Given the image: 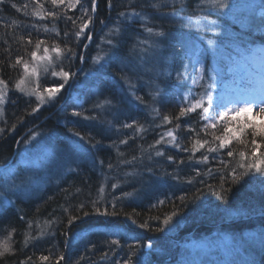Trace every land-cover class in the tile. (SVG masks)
I'll use <instances>...</instances> for the list:
<instances>
[{
  "label": "trees",
  "instance_id": "trees-1",
  "mask_svg": "<svg viewBox=\"0 0 264 264\" xmlns=\"http://www.w3.org/2000/svg\"><path fill=\"white\" fill-rule=\"evenodd\" d=\"M25 3H28L26 9L28 15L11 6L16 4L18 8H22ZM202 3L203 0H184L182 6L177 3L174 18L198 23L217 21L218 27L211 31L173 23L153 24L142 18L125 23L119 15L121 12L129 13L135 8L136 12L141 13V17L159 16L172 10L166 6L171 4V0H112L111 8L108 6V0H97V11L93 14V23L90 26L91 33L93 29L92 40L89 41L82 36L78 42L73 35L76 26L65 19L63 14L55 20L52 18L41 20L31 15L33 5L29 0H6L4 4H0V77L9 82V90L23 73L20 65L11 67L15 58L23 57L29 61L30 66L36 63L30 58V53L35 50L33 45L16 39L21 35L27 36L28 33H31L33 41L36 39L45 41L49 48L48 54L56 65L55 71L59 72L62 65L65 71L75 73L56 95L51 105L36 113L31 112L32 106L21 105L15 113L5 117L3 121L6 120L7 123L2 122L5 132L0 135V161L9 163L14 151L18 154L25 147L31 134L38 132L50 134L55 136L57 144L68 140L75 145L71 140L77 142L78 136L75 133L79 132L81 140H84L82 143L84 158L93 162L85 170L64 177L61 182L43 187L34 199H23L22 194L19 199L15 194V228L12 227L14 231L10 243L13 252L0 258V264H20L29 256L32 257L29 264H54L61 253L64 254L65 260L60 264H101L106 259L112 260V264H122L130 255L127 245L135 244L137 241L142 246L137 252V257L133 259L143 260L146 264H167L170 253L177 255L183 243L210 240L222 234L239 235L249 232L260 234L264 229V215L260 214L264 208V177L256 175L245 178L235 186L229 179L224 183V187H231L232 191L226 201L209 191L205 183L186 182L190 178L195 181L202 179L206 184L218 186L221 182L220 174L226 171L219 161L223 159L235 164L239 159L238 155L228 157L226 152L229 149H223L218 154H211L208 163L204 164L197 161L205 149L197 152L195 158L189 159L190 153L171 145H156L155 148H149L161 134L173 128L180 145L191 146V138L195 134L189 132V127L199 131L200 125L204 123L199 120V109L197 113H188L179 120L175 117L179 115L180 107L187 106L188 102L197 97V93L204 95L205 90L209 91L212 96L211 111L215 113L221 109L213 96L216 87L207 89L204 85L203 87L193 85L186 88L183 79H177V73L185 72L188 57V53L178 40V35L189 36L204 49L207 75L210 73L215 52H220L224 56L221 64L226 69H234L242 56L252 52L264 56L262 15L264 0H230L233 7L223 10L222 13H216L206 7L201 11ZM82 4L90 9L91 0H82ZM152 5H158L159 11ZM181 7L183 11L179 10ZM45 8L52 9V6L46 3ZM67 15L79 16L80 6L70 9ZM142 23L155 27L156 30H163L166 34H177V42L169 47V50H165L166 53L172 52L173 61L167 72L160 77L157 76L158 73H149L143 68L136 69L135 49L142 48L144 45L140 41L149 36L141 27ZM116 27L120 28L119 33L113 31ZM57 31L59 36L56 35ZM65 32L68 33L67 37L64 35ZM216 32L220 35L217 48L213 51L207 40L214 38ZM107 40H112L117 47L113 49L106 43ZM164 42L166 43V40ZM65 44L72 47L76 53L71 61L64 59L63 52L57 56L52 50L57 45L63 49ZM84 44L87 45L86 48L80 46ZM45 45L37 52L38 56L44 55ZM81 55L84 57L83 60L79 59ZM98 55L103 59L96 63L95 57ZM187 68L191 69L190 66H186ZM52 70L49 68V74L44 73L41 83L56 87L62 80L59 76H52L50 74ZM90 73L103 78L95 83L94 89H86L84 94H81L82 79L88 77ZM122 77L131 82V87ZM151 78L156 79V88L162 89L157 99L152 95L156 90H152ZM92 90L99 93L101 101L107 99L111 103L88 108L86 103L92 96ZM81 96H84L82 102L77 100ZM138 96L143 98V103L137 99ZM185 96L188 97L187 102L183 99ZM205 105L207 106L206 97ZM154 108L159 110V115L153 111ZM73 111L82 112L83 115L74 116ZM84 116L95 119H85ZM163 116L171 117L172 123L163 124ZM18 117H23V122H20ZM133 120L144 125L146 131L142 133L133 131L128 136L125 134L123 136L125 139L129 137L134 139H128L127 144H120L119 141L123 137H117L119 127L124 123H132ZM250 122L261 124L264 123V119H251L247 112L234 116L230 114L229 117V126L234 130ZM177 124L179 128L175 127ZM12 125H15V131L11 130ZM221 127L222 124L211 131L220 135ZM28 130H32L29 137L25 136ZM20 138L19 146H16ZM199 138H204L203 133ZM208 138L211 139V136ZM241 139L250 142V130L241 134ZM156 149L163 151L165 156L157 157ZM230 149L234 153L240 150L249 151L250 144L246 148L234 139ZM261 151H264V148ZM120 153L124 155L121 156ZM133 156L140 159L131 164L122 163L124 160L132 161ZM167 156H173L177 162L183 159L185 163L182 165L175 163L168 160ZM100 160L104 161L103 165L100 164ZM109 163L113 165L112 169L107 167ZM208 168L213 169L211 175L205 174ZM193 169L199 170L202 176H196ZM127 173L136 180L129 178L128 185L113 190L111 199L106 197L105 189L104 199L93 207L91 201L99 198L101 177H118L117 175ZM177 174L180 180L174 178ZM7 181L8 179H0V185ZM197 192L199 198L193 200L192 197ZM124 193L130 195L124 196ZM185 194L188 199L181 205L177 197ZM114 199L115 209L111 206ZM160 200L165 203L158 204ZM81 203L84 204L83 209L78 207ZM96 208L100 211L97 212ZM174 208L178 214L165 226L163 219L165 215H170ZM105 209L109 214H104ZM113 211L118 214L111 215ZM84 212L89 215L84 216ZM242 212L246 214L242 215ZM70 214L78 216L79 219L69 223ZM141 223H148L149 228H140ZM159 228L164 230L157 231ZM40 231L44 232V236L39 240H29L25 247V234L36 235ZM114 239H119L121 246H110V241ZM149 242L152 247L148 249ZM105 252L109 253L106 258L103 256ZM245 252L248 264L252 262L264 264V248H261L258 240L245 244ZM40 255H50L51 259L40 261L38 259ZM172 264H175L174 259Z\"/></svg>",
  "mask_w": 264,
  "mask_h": 264
},
{
  "label": "snow or ice",
  "instance_id": "snow-or-ice-1",
  "mask_svg": "<svg viewBox=\"0 0 264 264\" xmlns=\"http://www.w3.org/2000/svg\"><path fill=\"white\" fill-rule=\"evenodd\" d=\"M6 0H0V4H4ZM29 2L33 5L31 15L38 17L39 19L43 20L46 18H52L53 20L57 19L63 14V17L69 21L72 22L73 25L76 26V31L74 32L75 40L78 42L80 40V37H84L87 40H91V28L90 26L93 23V14L97 11V0H91V7L90 9L87 7H84L82 4V0H29ZM50 4L52 6V9L45 8V4ZM179 3L181 6L184 3V0H171L170 5H166L170 7L172 10L168 13H161V15H167L170 17H174L176 15L177 9L175 8V5ZM80 6V15L73 17L67 15L68 11L70 9H76L77 6ZM13 8H17V11H24L25 15H28L29 13L26 11L28 8V3H25L22 8H18L16 4L11 5ZM108 6L109 8L112 7V0H108ZM154 8L159 11L158 5H152ZM209 8L213 10L216 13H222L223 10L230 9L233 7L230 3V0H203L201 11L204 10V8ZM180 11H183V8L181 7L179 9ZM120 17L123 18V21L125 23L132 21L136 18H142L141 13L136 12L135 8H132V10L129 13L121 12ZM264 15V13H262ZM190 19H192L190 17ZM199 19V18H197ZM207 19L206 17L204 18ZM15 23V22H13ZM103 23V21H101ZM35 27V25H33ZM141 27L149 34V37H161L166 36V33L163 30H156L155 27L147 26L146 24H141ZM218 27L217 21H207V23H204L201 21L197 25V30H205V31H211L214 28ZM47 31V29H45ZM87 30V34H86ZM55 31V30H54ZM115 33H119L120 28L116 27L113 30ZM56 35L59 36V32H56ZM64 35L67 37L68 33L65 32ZM220 33L216 32L214 38L208 39L207 43L209 46L213 48V51L217 48V40L219 38ZM21 42H25L27 45H33L34 51L30 53L31 61L36 62L32 63L30 66V63L28 60H24L23 57L17 56L15 58V62L11 64V67L15 68L17 65H20L23 69L22 75L14 82L13 87L18 90L21 93H24L25 95L32 97L35 96L36 100L38 101L36 107H33L31 109L32 113H35L39 110V107L42 106L45 103L52 102L56 94L60 92L61 89L65 87V85L68 83L71 76H74L75 73H70L69 71H65L63 66H60L59 72L55 71L56 65L52 60V57L48 55L49 48L45 45V41L41 39H36L33 41L31 38V33H28L27 36L21 35L19 37H16ZM106 43L110 45L113 49L117 47V45L112 40H107ZM141 44L145 45V51H147V47H155L156 43L153 40H143L140 41ZM45 45L43 47V56H38L37 52L41 49V46ZM81 47L86 48L87 45H80ZM57 56H60L63 52L64 59H67L68 61H71L73 57L76 55L73 48L70 47L68 44L64 45V48L61 49L58 45L55 46L52 49ZM79 59L83 60L84 57L81 55ZM103 57L97 56L95 57V62L99 63ZM245 61H252L256 64V67H258V72H255L249 68H245V75L240 76L239 78H234L232 83L235 86L234 90L239 95L240 99L235 101L233 103L232 107H223L219 110H217L215 113L211 111L212 106V96L211 93L207 90H205L204 95H200L197 93V97L193 98L190 102L187 103V106L180 107L179 115L175 117L176 120H179L180 117H183L187 115L188 113H197V110L199 109V120L204 121L202 125L199 127V131H197L196 128L189 127V132L194 133L195 135L191 138V146L190 147H182L180 143L178 142V137L175 134V128L168 129L166 132L161 134L159 136V139H157L154 144L149 145V148H155L156 145H171L173 147L179 148L183 152L190 153L189 159H193L196 157V153L200 152L201 149H205L203 153H201L199 160L197 163H204L207 164L209 161V157L211 154L214 153H220L223 149H229L226 152V155L228 157H235L238 155L239 159L236 161L235 164H233L232 161H225L221 159L219 161L222 168H224L226 171L224 173L220 174V184L218 186H213L210 184H206L204 180L195 181L193 179H188L186 182L188 184L193 183H205V186L208 188L209 191L216 194L221 200H227L228 196L231 195V187L225 188L224 183L228 182L230 179L233 186L240 184L245 180V178L254 177L256 175H259L261 177H264V151H261L262 148H264V123L257 124L254 122L245 123L242 127H240L238 130H234L233 127L229 126V117L230 114L234 116L235 114L241 113V112H247L252 113L255 112L257 116H264V57H262L259 61H255V54L253 56H247L244 57ZM39 61H45L43 65V72L45 74H49V68H52L51 71L52 76H59L62 80L61 83L58 84L56 87L51 88H45L43 91H40L39 89L41 86L38 83L40 73L37 71V67H39ZM200 61H197L199 63ZM215 71V70H213ZM206 69L201 63L200 67V80L209 79L212 81V83H209L207 85V89L214 88L215 81L218 73H215L214 75L210 77L205 76ZM187 74L186 66H185V72L184 73H177V79H182L184 75ZM29 77H32L34 79H28ZM126 80L127 83H129V86L131 87V82L127 80L126 77H122ZM195 82V81H194ZM203 87V85H201ZM8 92H9V82L2 77H0V117H3L4 115V105L8 102ZM45 93H47V99H45ZM153 98L159 97L161 95V90L155 91L153 94ZM205 97L207 98V106L205 105ZM138 100L143 103L142 97H137ZM186 102L188 101V97L185 96L183 98ZM111 101L105 99L102 104H110ZM102 104H97L96 107H101ZM153 111L157 112L159 115L158 109H153ZM74 116H82L83 113L79 111H73L72 113ZM85 119H95V117H89L84 116ZM18 120L20 122H23V117H18ZM5 124L7 121H3ZM162 123L163 124H171L172 118L169 116H163L162 117ZM222 127L219 129L221 134L216 135L214 131L218 128V125H221ZM114 127V126H113ZM122 128L127 129H134L137 133H142L146 131L144 125L139 124L137 121L133 120L132 123H124L121 125ZM176 128H179V124L175 126ZM12 131H15V125H12L11 128ZM250 130V136L251 140L250 142L247 141V139H241V134L245 133L246 131ZM5 128L0 127V135L4 134ZM203 133L204 138L201 137V134ZM75 135L79 136L80 133L76 132ZM211 136V139L208 137ZM259 138V140L257 139ZM31 139H35V136H33ZM128 139H134V137H129ZM128 139H121L119 141L120 144H127ZM239 141V143L243 144L246 148L249 147L250 144V150L244 151L240 150L238 153H234L230 149V145L232 144L233 140ZM19 143V142H18ZM99 143V141H97ZM115 143V142H114ZM95 147V145H93ZM143 152L144 150L141 149ZM121 156H123V153H120ZM155 155L157 157L165 156V153L159 149H156ZM151 159V156L148 157ZM215 158V157H213ZM140 159L139 157L133 156L132 161L124 160L122 163L125 164H131L133 161H137ZM168 160H171L178 164H184L185 161L183 159L179 160L178 162L175 160L173 156H167ZM100 164L103 165L104 161L100 160ZM109 169L113 168V165L109 163L107 165ZM70 171L72 169H69ZM193 171L196 172V176H202V173L197 170L193 169ZM17 172V169L11 164V163H5L0 161V179H9L10 177L14 176ZM213 173V169L208 168L207 172L205 174L211 175ZM174 178L176 180H180L179 175H175ZM113 188L117 187L116 184L112 185ZM202 191V190H201ZM104 188L100 187L99 189V198L97 200L91 201L93 207H95L98 203H100L101 200L104 199L103 196ZM130 195L129 193H124V196ZM199 198V192L195 193L192 197L193 200ZM177 199L181 202V205H183L186 200L188 199L187 194L177 197ZM165 201L160 200L158 201V204H164ZM112 208H116V201L113 200L111 204ZM80 209L84 208V204L81 203L78 206ZM65 211H69L68 209H65ZM96 211L99 212L100 209L96 208ZM105 215L109 214L107 212V209H105L104 212ZM118 213L116 211H113L111 215L115 216ZM178 213L176 209L174 208L170 215H165L163 219V224L167 226L173 219L174 216H176ZM242 215H245L246 213H241ZM261 215H264V208L261 209L260 212ZM84 216L89 215V213L84 212ZM79 219L78 216L75 215H69V223H72V221ZM159 219V217H157ZM135 222V221H134ZM51 223V222H49ZM140 228H149L148 223H141L139 225ZM29 228H31V224H29ZM163 228L157 229V231H163ZM14 231V230H12ZM44 236V232L40 231L36 235L25 234L24 239V246L26 247L28 245L29 240H39ZM254 240H258L261 248H264V229L261 230L259 236H255L253 234L252 237ZM11 240V232L9 233L8 239L0 242V258H3L7 253L13 252V249L11 247V244L9 241ZM110 246H121V242L119 239H114L110 241ZM142 245L139 241H137L135 244H129L127 245L130 255L127 256L126 259L123 260L122 264H146L145 261L139 260V259H133L134 257H137V252L139 248ZM148 247H152L151 242H149ZM109 253L105 252L103 254L104 258L108 256ZM40 261H50L51 257L50 255H40L38 258ZM65 260V256L63 253H61L54 261V264H60L61 261ZM32 261V257H27L26 261L20 262V264H29V262ZM225 264H229V262H225ZM231 264H235V261H232ZM254 264V262H252Z\"/></svg>",
  "mask_w": 264,
  "mask_h": 264
},
{
  "label": "rangeland",
  "instance_id": "rangeland-1",
  "mask_svg": "<svg viewBox=\"0 0 264 264\" xmlns=\"http://www.w3.org/2000/svg\"><path fill=\"white\" fill-rule=\"evenodd\" d=\"M143 19L153 24L173 23L193 29H197V25L199 24L191 20L180 19L181 21H179V19L177 20L167 15L144 16ZM146 39L155 41L156 46L147 47V51H145V45L142 48L136 47L134 54L136 69L143 68L149 73H158L157 76L160 77L163 73L167 72L169 65L173 61L172 52L169 51V53H166L165 50H169V47H172L174 43L177 42V34L172 35L169 33L161 37L147 36L144 40ZM164 40H166V43ZM178 40L188 53L186 66L191 67V69H186L187 74L182 77L185 87L188 88L193 85L207 86L209 83H212L209 79H199L201 63L206 69L204 49H201L202 47L200 44L187 35H178ZM253 54H255V61H259L264 57L256 52L247 54V56L251 57ZM48 55L51 56L50 54ZM244 57L245 55L239 59L234 69H226V67L221 64V60L224 56L220 52H215L210 73L207 75L205 72L206 77H210L215 73L219 74L215 81L216 89L215 92L213 91V96L220 108L225 106L232 107L233 103L240 99L239 95L234 90L235 86L232 83L234 78L245 75L246 67L251 68L254 73L258 72L256 64L252 61H245ZM197 61L200 62L197 63ZM38 63L40 65L37 67V71L40 73L38 83L41 86L39 90L43 91V89L51 87L48 86V83H41V79L44 77L43 65L46 62L39 61ZM101 78H103V76H98L93 73L83 78L81 82V94H84V90L86 89H94L95 83L99 82ZM28 79L34 78L29 77ZM150 83L152 85V90L157 91L156 79L151 78ZM159 90L162 91V89ZM98 94L97 91L93 92L92 90V96L86 103L88 108L92 109L95 108L97 104H102L103 101L100 100L102 98H100ZM45 99H47V93H45ZM155 99H157V97ZM77 100L82 102L84 96L78 97ZM52 102L43 104L39 107L38 111L51 105ZM37 103L38 101L35 96L29 97L12 87L8 92V102L3 106L4 115L0 117V127H2V122L5 117H7L8 114L15 113L19 106L30 105L33 108L36 107ZM152 103L154 104V101ZM248 115L251 119H264V116H257L255 112L248 113ZM133 131L134 129L122 128L120 126L116 134L117 137H123L125 134L128 136L129 133ZM27 135L29 137L30 133H27ZM33 136H35V139H31ZM123 139H125V137H123ZM76 140L78 141L71 140L74 141L75 145H72L68 140H64V143L60 142L57 144L56 138L53 135L41 134L39 132L31 134L25 147L17 154V165L14 166L17 169L16 174L9 178L5 184L0 185V242L7 240L10 232L11 237L13 236L12 230L15 228V194H17L19 199L20 194L23 195V199H34L39 195L38 193H40L43 187L57 184L69 174L75 175L76 172L85 170L88 166L93 164V162L84 158V148L82 146L84 145L82 144L84 140H81L80 135ZM69 169L72 170L70 171ZM130 176L131 175L128 173L124 177L102 176L100 187H103L104 190L107 189L106 197L111 199L113 190L117 187H125L129 184L130 179L136 180ZM113 184H116L117 187L113 188ZM253 234L257 237L259 236V234L250 232L241 233L239 235L222 234L210 240L201 239L183 243L180 245L177 255L170 253V259L167 261V264H172L173 259L175 260V264H225L226 261L229 262V264H231L232 261H235V264H248L245 244L254 242L252 238ZM9 243H12V241L10 240ZM111 261L112 260L106 259V261H103L101 264H112Z\"/></svg>",
  "mask_w": 264,
  "mask_h": 264
},
{
  "label": "bare ground",
  "instance_id": "bare-ground-1",
  "mask_svg": "<svg viewBox=\"0 0 264 264\" xmlns=\"http://www.w3.org/2000/svg\"><path fill=\"white\" fill-rule=\"evenodd\" d=\"M17 146V145H16ZM17 152L16 151H14V154H13V156H15V154H16ZM12 156V157H13ZM118 177H124V176H126L125 174H121V175H117Z\"/></svg>",
  "mask_w": 264,
  "mask_h": 264
}]
</instances>
